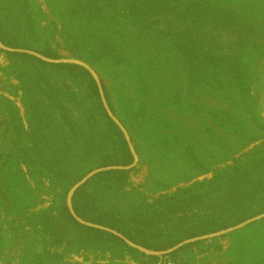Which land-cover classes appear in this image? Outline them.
Wrapping results in <instances>:
<instances>
[{"label":"rangeland","instance_id":"1","mask_svg":"<svg viewBox=\"0 0 264 264\" xmlns=\"http://www.w3.org/2000/svg\"><path fill=\"white\" fill-rule=\"evenodd\" d=\"M0 27L28 46L0 40V264H140L179 249L168 264H264V0H0ZM193 40L239 56L241 86L198 81ZM15 53L86 66L108 109L84 79ZM109 112L128 166L103 167L120 152ZM120 167L118 188L97 177ZM87 178L104 209L175 245L58 246L41 215Z\"/></svg>","mask_w":264,"mask_h":264},{"label":"trees","instance_id":"2","mask_svg":"<svg viewBox=\"0 0 264 264\" xmlns=\"http://www.w3.org/2000/svg\"><path fill=\"white\" fill-rule=\"evenodd\" d=\"M211 16V13H207L202 17L206 19ZM0 40L9 47L28 49V46L22 47L16 40L10 39L1 27ZM193 42L195 45L191 46L194 51V53L192 52L193 54L191 57V63L193 64L192 71L195 70L193 74L198 76V81L218 84L219 87L222 88L223 83L229 79L228 83L232 81L241 86L242 78L245 75V69L244 66L241 65V58L239 56L233 54H205V52L199 54L197 52V41L193 40ZM199 44L202 45V41L199 42ZM205 47L209 49L208 46ZM42 54L50 59H60L59 55L50 50ZM14 55L22 59L41 62L45 65L63 69L73 77L84 79L88 83L90 90L102 105L98 83L92 73L83 65L73 62L51 63L43 61L29 53H15ZM199 70H201V73H199ZM103 88L109 105L113 109V105L104 83ZM106 116L111 128L114 130V133L119 140L120 152L117 151L116 156L107 161L103 167L113 165L123 167L128 166L132 162V156L128 145L116 123L112 121L107 114ZM127 173L128 171L125 169L105 170L99 173L97 177H104L105 180L117 181L118 183H115V186L118 188L122 185L121 182L124 181ZM92 180H87L74 191L72 209L77 217L73 215L72 209L67 202L57 210L44 212L41 215L42 223L46 232L54 238V242L58 246L70 247L78 244L83 246H97L99 248L114 245L128 247L126 241H129L139 247L162 252L175 245L169 241L154 240L147 226L143 224L142 227L141 221H138L137 217L139 216H119L112 211L104 209L101 203L91 194L90 183ZM177 202L179 203L180 201L175 198H164L163 202L160 201L157 202V204H164L166 209H170L172 208L170 205ZM141 218H143V216ZM137 223H140L141 225ZM113 231H116V233ZM131 250L139 254L138 251L134 249ZM180 250L181 249L170 251L168 253H160L159 255L147 256L141 254L138 262L140 264H157L158 262L160 264H168L171 260L175 259L176 254Z\"/></svg>","mask_w":264,"mask_h":264},{"label":"water","instance_id":"3","mask_svg":"<svg viewBox=\"0 0 264 264\" xmlns=\"http://www.w3.org/2000/svg\"><path fill=\"white\" fill-rule=\"evenodd\" d=\"M82 65V64H81ZM84 66V65H83ZM84 67H86V66H84ZM87 68V67H86ZM88 69V68H87ZM89 70V69H88ZM90 71V70H89ZM98 86H99V90H100V93H101V95H102V98H103V101H104V104H105V107L108 109V105H107V102H106V99H105V97H104V94H103V90H102V85L100 84V83H98ZM109 111V110H108ZM110 113V112H109ZM110 115H111V117L114 119V121L116 122V124L117 125H119L118 124V122L116 121V119L114 118V116L110 113ZM119 127L122 129V131L125 133V131L123 130V128L119 125ZM128 139V138H127ZM123 167H120V169H122ZM88 180V178L86 179V180H84L81 184H83L84 182H86ZM80 184V185H81ZM80 185H78L77 187H76V189L80 186ZM75 189V190H76ZM74 190V191H75ZM74 193V192H73ZM69 206L71 207V209H72V201H71V203H69ZM72 213H73V215L75 216V217H77V215L75 214V212L73 211V209H72ZM114 233H116V231H113ZM129 242V241H128Z\"/></svg>","mask_w":264,"mask_h":264}]
</instances>
